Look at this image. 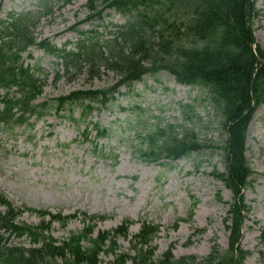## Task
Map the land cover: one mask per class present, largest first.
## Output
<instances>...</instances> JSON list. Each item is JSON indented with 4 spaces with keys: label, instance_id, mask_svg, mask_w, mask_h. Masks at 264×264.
<instances>
[{
    "label": "rangeland",
    "instance_id": "obj_1",
    "mask_svg": "<svg viewBox=\"0 0 264 264\" xmlns=\"http://www.w3.org/2000/svg\"><path fill=\"white\" fill-rule=\"evenodd\" d=\"M45 3L51 8L44 7ZM255 8L258 15L251 24L264 53V0H256ZM87 13L86 0H0V20L23 14L35 22L32 29L38 40L49 39L58 47L68 44L74 49L82 33L98 35L104 44L111 45V32L127 18L112 8L99 18L86 20ZM21 60L42 83V92L34 102H45L46 106L45 112L40 117L32 115L29 123L11 128L0 124V192L22 210L14 222L40 223L41 217L33 211L36 209L75 214L64 225L53 220L45 230L62 241L71 231L83 228L85 214H101L104 218L95 219L93 235L131 220L127 235L117 238V252L134 251L133 234L143 221L159 225L151 241L155 257L170 245L176 257L195 254L202 258L214 244L227 248L229 231L224 218L233 192L211 174L213 169L224 170L221 150L204 148L175 160L151 162L141 160L137 151L147 130L156 123L174 124L182 131L193 128L201 142L223 144L226 133L207 90L182 84L167 70L158 69L141 81L118 86L111 101L105 105L95 102L83 118L80 103L57 110L56 99L76 89L113 87L119 78L113 70L101 67L90 77L83 62L80 71L73 67L65 73L64 60L37 45L22 51ZM11 93L20 94L17 87ZM69 109L75 119L67 115ZM184 110H190L188 120ZM96 122L109 133L95 138L91 130L85 137V126L90 129ZM246 147L253 173L242 188L250 210L240 246L249 251L243 264H264V244L260 241L264 233V103L249 123ZM5 208L0 202V210ZM49 219V215L44 217L46 222ZM176 222L177 227H173ZM0 236L2 242L32 245L26 234L17 237L0 228ZM99 258V264H110L113 254L102 252Z\"/></svg>",
    "mask_w": 264,
    "mask_h": 264
},
{
    "label": "trees",
    "instance_id": "obj_2",
    "mask_svg": "<svg viewBox=\"0 0 264 264\" xmlns=\"http://www.w3.org/2000/svg\"><path fill=\"white\" fill-rule=\"evenodd\" d=\"M44 7L50 9L51 5L45 3ZM86 7V20L101 17L106 8L126 15V22L111 32V45L102 43L98 35L91 39L84 34L75 50L58 48L49 39L38 40L32 29L35 22L23 14L0 20V124L11 128L45 112V102H34L42 92L41 80L21 60V52L31 45L62 58L65 73L73 67L80 71L84 62L90 77L96 76L101 67L118 75L109 89H76L56 99L57 110L80 103L83 118L95 102L105 105L111 101L118 86L140 81L158 69L167 70L181 83L199 85L208 91L211 104L220 114L226 133L223 144L201 142L193 128L182 131L174 124L156 123L147 130L137 149L138 157L146 162L163 157L175 160L204 148L221 150L224 170L213 169L211 174L233 192L224 218L229 231L228 247L222 250L214 244L206 256L198 258L194 254L175 257L170 245L155 257L151 241L159 225L143 221L133 235L134 251L117 252V237L127 235L130 220L93 235L92 221L104 218L101 214H85L83 228L58 241L45 230L53 220L63 225L75 214L50 213V221L42 219L36 225L16 223L14 218L21 209L0 192V202L6 207L0 211V228L17 237L26 234L32 244L26 247L2 242L0 236V264H54L58 258L61 263L57 264H99L102 252L113 254L110 264H125L128 260L131 264H243L249 251L240 246V240L250 205L244 201L242 188L253 173L245 155V142L248 124L256 108L264 103V53L256 43L251 24L258 15L255 0H86ZM13 87H17L19 95L11 93ZM189 111L184 110L187 120L191 118ZM67 115L75 119L72 109ZM91 130H95V138L109 133L107 127L96 122L90 129L88 124L85 126V137ZM218 198L221 199L219 195ZM33 211L42 218L49 214L43 209ZM191 214L190 211L187 219ZM177 225L176 222L173 227ZM261 242L264 243V233Z\"/></svg>",
    "mask_w": 264,
    "mask_h": 264
}]
</instances>
